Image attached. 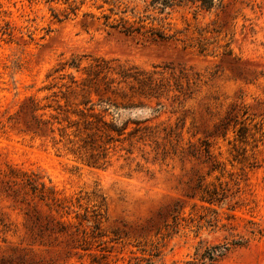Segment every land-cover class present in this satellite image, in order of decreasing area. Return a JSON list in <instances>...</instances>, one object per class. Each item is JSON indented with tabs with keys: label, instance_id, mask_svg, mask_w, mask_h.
<instances>
[{
	"label": "rangeland",
	"instance_id": "rangeland-1",
	"mask_svg": "<svg viewBox=\"0 0 264 264\" xmlns=\"http://www.w3.org/2000/svg\"><path fill=\"white\" fill-rule=\"evenodd\" d=\"M76 1V14L58 21L64 0H0V264H144L150 250L154 264H264V0L175 11L181 37L207 41L204 52L105 29L82 15L99 13L93 0ZM72 57L80 67L98 58L156 66L171 84L184 76L182 93L107 115L127 127L109 143L95 136L105 163L87 166L69 151L77 138L43 122L83 107L82 96L66 102L60 92L68 73L83 71H55ZM238 152L247 159L234 160ZM10 169L36 173L64 207ZM203 189L218 200H202ZM94 209L98 229L82 218ZM218 246L227 249L209 260Z\"/></svg>",
	"mask_w": 264,
	"mask_h": 264
},
{
	"label": "trees",
	"instance_id": "trees-1",
	"mask_svg": "<svg viewBox=\"0 0 264 264\" xmlns=\"http://www.w3.org/2000/svg\"><path fill=\"white\" fill-rule=\"evenodd\" d=\"M58 0H45V2H53ZM84 1H81L83 3ZM67 8L63 17L58 13H53L58 21L69 18L71 13L76 14L79 5L76 0H64ZM224 4V0H93L92 5L98 10V14L92 11H84L82 15L90 21L98 22L99 26L117 30L127 36H142L151 40L169 41L177 40L184 42V46H196L199 52L207 50V41L198 39L194 44L188 41V37H181L186 33L185 29L174 27L171 22L172 14L180 9H191L194 12L200 10L210 11L214 8H220ZM65 67L82 70L83 76L76 78L73 73H68V82H63L60 87H65V91L60 89L63 98L68 102L67 94H72V99H77V95L82 96L77 105H82V108H74L70 112H66L63 118L57 115H52L54 121L46 119L44 123L50 125V131L54 132V123L58 124L60 137L73 134L77 140L68 137V144H71L69 151L78 157L82 163L91 167H100L105 163L106 152L103 144H96L94 137L99 135L105 136L106 140L103 143H109L114 139V136H121L127 127V120L124 126H118L115 121L107 120L105 117L111 113L119 115L120 109H131L134 107H150L143 101L157 99L156 106L160 107L159 99L170 91L182 93V85L179 83V76L171 77L175 80L173 84L169 82V77L164 75V70H156L153 66L152 70L140 69L134 65L122 64L114 59H95L93 63L87 66L80 67V60L72 57L69 61L64 62L62 66L55 71L64 69ZM64 76H60L63 78ZM55 85V84H54ZM52 85V86H54ZM187 86H189L187 84ZM134 99L138 101L135 102ZM126 101V102H125ZM75 103V102H71ZM66 105V104H65ZM52 105H48L51 107ZM54 109H62L57 103ZM98 108V110H96ZM37 107L34 106L33 110ZM158 111V108H154ZM66 111V110H65ZM77 116V119H70V116ZM42 121V119H38ZM66 121V124H63ZM148 131V134L153 133V129L143 127ZM66 129H71V132H66ZM140 127H135L130 134L139 131ZM145 133V132H144ZM246 135L244 126L238 130V138L242 139ZM103 150V151H102ZM101 151V152H100ZM243 152H238L233 157L234 160L245 161L247 158H239ZM213 169V168H212ZM11 177H21V180L26 185L31 187L32 192L39 191L41 199H51L55 205V209H62L64 205L53 196V191L46 188L44 182L38 180L36 173L26 174L20 173L15 169H10ZM201 195L202 200L212 203L217 199V192L203 189ZM206 193V194H205ZM100 213L96 209L93 210L91 218L82 216L83 219L92 221L93 229L99 228ZM227 249V246H218L214 249L215 252H210L209 260H214L217 253L222 254ZM144 251V250H143ZM149 257L144 258V264H154L153 258L158 255L154 250L149 251ZM122 264H140L139 259ZM188 264H198L194 261H188Z\"/></svg>",
	"mask_w": 264,
	"mask_h": 264
}]
</instances>
